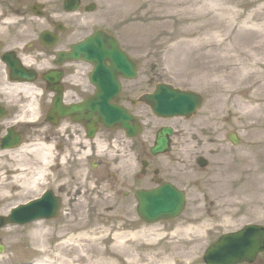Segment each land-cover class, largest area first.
I'll use <instances>...</instances> for the list:
<instances>
[{
	"label": "flooded vegetation",
	"instance_id": "af4514ba",
	"mask_svg": "<svg viewBox=\"0 0 264 264\" xmlns=\"http://www.w3.org/2000/svg\"><path fill=\"white\" fill-rule=\"evenodd\" d=\"M97 11L92 0H76L75 5L72 0H0V177L6 178L4 183L11 178L10 188H4L7 198L26 195L37 199L49 193L54 207L59 205L58 218L52 223L87 211L88 217L113 219L120 230L137 231V227H150L139 217L141 192L166 185L186 192L184 181L190 172L200 174L194 186L205 184L216 135L211 130L185 129L182 122L195 117L166 120L152 113L142 100L164 82H155L153 66L143 65L129 45L104 27L103 17H89ZM99 32L97 58L91 62L87 42ZM104 34L117 40L136 62L134 79L121 76L110 64L105 75L100 66ZM111 78L120 86L111 105L128 110L136 119L131 125L141 128L140 135L104 126L99 85L108 84ZM92 101H96L97 108L92 109L96 113L88 106ZM154 118L165 123L155 134ZM165 127L173 129L170 150L153 155L156 135ZM28 144L31 150L25 149ZM26 160L31 162L26 164ZM22 166L27 170L24 178L35 183L32 187L14 180ZM200 195L204 214L186 222L195 227L212 224L213 216L221 211L215 202L207 204L206 195ZM79 201L86 203L85 211L76 209ZM64 223V227L70 224ZM253 264H264V258L259 256Z\"/></svg>",
	"mask_w": 264,
	"mask_h": 264
},
{
	"label": "rangeland",
	"instance_id": "374dc122",
	"mask_svg": "<svg viewBox=\"0 0 264 264\" xmlns=\"http://www.w3.org/2000/svg\"><path fill=\"white\" fill-rule=\"evenodd\" d=\"M92 1L98 11L89 17L93 20L103 17L105 27L113 29L130 46L133 55L143 65H152L155 82L171 83L182 90L194 91L204 97V107L194 121L181 122L185 129L190 127L211 130L216 135L214 154L208 157L211 162L209 177L206 176L208 180L201 187H196L194 181L200 174H186L184 183L188 185V206L180 220L145 229L137 227V230H146L149 237L125 239V246L131 249L128 253H120L116 249L121 244L114 239L119 231L117 224L112 223L114 220L106 217V220L99 221L97 218L88 217L86 203L79 201L76 209L85 211L83 215L66 216L57 223L37 222L23 228L0 230V245L4 246V251L0 253V264H105L101 262L103 254L106 257L112 256L114 264H150L153 263L151 257L155 255L158 257H154L153 264H201L205 251L220 236L239 231L249 224L264 226V208L247 209L229 204V193L233 187H240L241 180H248L250 172L264 163V112L257 118L248 116L239 97L244 101L250 93L238 92L239 75L231 74V70L224 63H219L221 54H218V49L211 48L212 53L208 56L205 49L190 45L198 38L208 36L201 35L200 28L192 30L188 37L173 33L179 29L173 24L175 17L169 18L171 15L167 14L165 19H169H160V12L167 9L160 5L162 0ZM218 2L224 5L223 8H230L239 15L238 23L244 20L247 13L255 11V20L259 23L264 20L263 0ZM219 13L221 12L214 10L210 14L216 16ZM154 20L160 24L171 23V26L157 29L152 25ZM181 42H185V45L178 48L176 45ZM204 42L214 45L216 41ZM152 121L155 134L165 123L156 121L155 118ZM231 133L239 137L237 147L227 140ZM184 156L186 161L190 159L187 153ZM29 162L31 161L26 160L25 163ZM12 169L11 166L8 171ZM4 179L6 178L0 177V215L7 214V210L16 202L30 198H7L4 188H10L11 178L5 183ZM200 194L206 195L207 204L215 202L221 211L217 217L213 216L215 220L212 224L205 223L204 226L195 227L186 222L204 214L205 203H201L203 197ZM236 211L237 214L234 215ZM65 221L66 224L70 223L66 227ZM189 226L195 229L185 232ZM183 227L184 230H178ZM83 233L87 237L77 238ZM79 246H83L86 251L81 255L82 260L78 258Z\"/></svg>",
	"mask_w": 264,
	"mask_h": 264
},
{
	"label": "bare ground",
	"instance_id": "6f19581e",
	"mask_svg": "<svg viewBox=\"0 0 264 264\" xmlns=\"http://www.w3.org/2000/svg\"><path fill=\"white\" fill-rule=\"evenodd\" d=\"M218 1L220 0H162L160 5L165 6L167 9H163L160 12V19L165 21L170 17H175L176 21L173 24L177 25L179 29L173 33L183 37H188L192 30L197 28L202 30L201 35H208L207 37L198 38L190 45L205 49L208 56L211 55L213 48L219 50L218 54H221L219 63H224L231 70V74L237 73L239 75L238 92L250 93L244 101L239 97V100L243 103L244 110L249 117L257 118L264 112V20L260 23L257 22L255 20L257 17L255 11L247 13L244 20L238 23L239 15L236 12H232L230 8H223L224 5ZM262 7L260 6V8ZM214 10L221 13L213 16L210 13ZM167 14L171 16L165 19ZM152 25L157 29H164L171 26V23L164 22V24H160L154 20ZM201 39L214 40L216 42L214 45H207ZM184 45L185 42H181L176 46L179 48ZM251 154L253 155V153ZM17 171L20 172V175L14 178L15 181L23 182V186L27 185L29 187L35 184L33 179L26 180L24 178L26 176L23 166L22 169L20 168ZM262 171L264 170L261 168L251 171L248 180L241 183L237 189L233 187L234 190L232 189L229 193V198L231 196L230 205L247 209L264 208V173ZM235 214H237V211ZM194 229V227L190 226L185 232H191ZM79 235L77 237L79 239L87 237L86 233ZM128 237L146 239L149 236L145 230L124 235L115 234L114 239L121 244L116 246L120 253L123 251L122 253L125 254L131 250L124 243V240ZM77 250L79 253L78 258L82 260L83 257L81 255L86 251L83 246L77 247ZM154 257L157 258L158 255ZM154 257H151L153 263L155 262ZM112 258V256L106 257V254H103L101 262L114 264ZM153 263L150 262V264Z\"/></svg>",
	"mask_w": 264,
	"mask_h": 264
},
{
	"label": "water",
	"instance_id": "95a60500",
	"mask_svg": "<svg viewBox=\"0 0 264 264\" xmlns=\"http://www.w3.org/2000/svg\"><path fill=\"white\" fill-rule=\"evenodd\" d=\"M114 51L115 52L106 51L104 55L105 60L109 59L112 62L114 60L115 65H124L126 61L128 62L126 56L122 52L116 50V48ZM159 93L153 97H148L147 99L153 111L159 116L189 117L201 104L200 98L193 94L171 91L169 93L172 98L168 99ZM103 95L104 93L102 92L99 96V102L102 101ZM103 101L106 103H104V105L105 108H107L108 114L116 111V109L108 105L107 100L103 99ZM119 111L122 114V119L116 124L122 128H126V125L123 122L130 118L126 116L125 112L117 109V113ZM105 122L109 121L106 120ZM169 134V131L164 133L165 136H168ZM166 148L167 140L163 134H160L158 136L157 146L153 152L158 154L164 152ZM151 194L152 196H148V198L147 195L143 196V209L141 212L142 216L149 222H156L162 218L174 217L178 215V212L183 208V197L180 194L176 196L177 192L171 188L164 190L159 196L156 195L157 193ZM146 199L149 201H146ZM37 204L38 203H34L22 208L23 210L19 209L15 211L8 219L0 218V228L10 223L24 225L36 219L50 218L49 209L47 207L36 209L35 205ZM2 251L3 248L0 247V252ZM263 251L264 229L259 227H247L237 234L228 235L222 238V240L207 253L205 261L207 264H239L243 261L252 262L257 254Z\"/></svg>",
	"mask_w": 264,
	"mask_h": 264
}]
</instances>
